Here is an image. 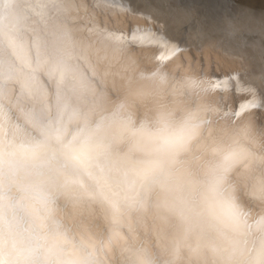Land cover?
I'll return each instance as SVG.
<instances>
[{"label": "clouds", "instance_id": "clouds-1", "mask_svg": "<svg viewBox=\"0 0 264 264\" xmlns=\"http://www.w3.org/2000/svg\"><path fill=\"white\" fill-rule=\"evenodd\" d=\"M0 264H264V19L0 0Z\"/></svg>", "mask_w": 264, "mask_h": 264}, {"label": "bare ground", "instance_id": "bare-ground-1", "mask_svg": "<svg viewBox=\"0 0 264 264\" xmlns=\"http://www.w3.org/2000/svg\"><path fill=\"white\" fill-rule=\"evenodd\" d=\"M150 2L156 3V0ZM195 2L199 18L209 26L218 16L224 14L230 17L264 19V0H195ZM180 3L187 5L188 0H180ZM139 6L145 7L144 4ZM157 19L161 17L158 16ZM176 38L183 42V36L176 35Z\"/></svg>", "mask_w": 264, "mask_h": 264}, {"label": "snow or ice", "instance_id": "snow-or-ice-1", "mask_svg": "<svg viewBox=\"0 0 264 264\" xmlns=\"http://www.w3.org/2000/svg\"><path fill=\"white\" fill-rule=\"evenodd\" d=\"M147 38H151V34H149V36L147 37ZM175 51H178V49H176ZM175 51H170L169 52V55H174L175 54ZM223 85L225 86V87H227L228 86V82L227 81H224L223 82ZM217 86H220V82H218L217 83ZM251 105H249V107H250Z\"/></svg>", "mask_w": 264, "mask_h": 264}]
</instances>
